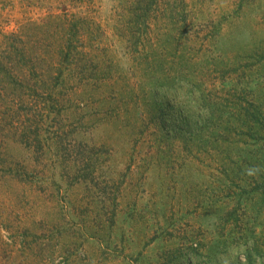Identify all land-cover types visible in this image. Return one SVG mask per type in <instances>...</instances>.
<instances>
[{
	"label": "rangeland",
	"instance_id": "obj_1",
	"mask_svg": "<svg viewBox=\"0 0 264 264\" xmlns=\"http://www.w3.org/2000/svg\"><path fill=\"white\" fill-rule=\"evenodd\" d=\"M0 264H264V0H0Z\"/></svg>",
	"mask_w": 264,
	"mask_h": 264
}]
</instances>
